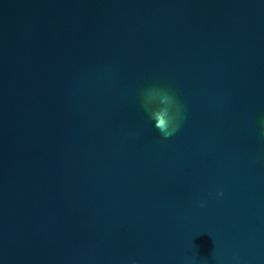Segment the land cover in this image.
<instances>
[{"label": "water", "instance_id": "1", "mask_svg": "<svg viewBox=\"0 0 264 264\" xmlns=\"http://www.w3.org/2000/svg\"><path fill=\"white\" fill-rule=\"evenodd\" d=\"M0 264H264V0H0Z\"/></svg>", "mask_w": 264, "mask_h": 264}, {"label": "clouds", "instance_id": "2", "mask_svg": "<svg viewBox=\"0 0 264 264\" xmlns=\"http://www.w3.org/2000/svg\"><path fill=\"white\" fill-rule=\"evenodd\" d=\"M159 99L165 106L160 108H151L150 106ZM174 105L173 97L164 89L152 88L145 92L144 107L149 112L150 118L154 121V127L161 133L162 136L168 138L174 131V116L171 110ZM223 195V193H219ZM203 206V204H201Z\"/></svg>", "mask_w": 264, "mask_h": 264}]
</instances>
